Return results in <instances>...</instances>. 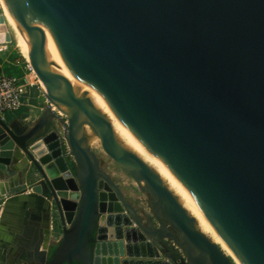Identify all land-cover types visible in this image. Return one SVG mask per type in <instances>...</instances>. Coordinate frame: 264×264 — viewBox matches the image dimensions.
Here are the masks:
<instances>
[{"label":"water","instance_id":"95a60500","mask_svg":"<svg viewBox=\"0 0 264 264\" xmlns=\"http://www.w3.org/2000/svg\"><path fill=\"white\" fill-rule=\"evenodd\" d=\"M0 2L47 101L67 116L66 147L50 129L53 114L22 130L0 119V264H233L132 154L144 149L241 264H264V0ZM2 22L0 43L9 44ZM82 128L151 197L152 215L142 218L101 170ZM40 141L44 161L32 150ZM30 168L40 180L27 193ZM101 181L113 196L106 212ZM114 214L129 224L100 241V222ZM129 231L150 257L128 255Z\"/></svg>","mask_w":264,"mask_h":264},{"label":"bare ground","instance_id":"6f19581e","mask_svg":"<svg viewBox=\"0 0 264 264\" xmlns=\"http://www.w3.org/2000/svg\"><path fill=\"white\" fill-rule=\"evenodd\" d=\"M2 14L5 18L7 26L10 30V34L13 36L14 40L17 42L18 47V37H19V29L15 26L13 21L9 18L6 11L3 9ZM1 34V33H0ZM19 50L21 51L20 47ZM22 53V51H21ZM24 56V54L22 53ZM25 57V56H24ZM26 59V58H25ZM32 68V67H31ZM41 85V84H40ZM42 88V87H41ZM43 91V90H42ZM57 109L61 113H66L65 111L59 109L58 107H53L52 111ZM65 115V114H64ZM82 132L85 137L84 147L92 150L100 152V141L99 138L93 133V131L82 128ZM53 139H47L49 145L53 143ZM42 142H37L32 150L35 153L36 157L44 161L47 156L42 148ZM132 153V152H131ZM137 158H139L145 165L151 169L161 180L163 185L169 190V192L173 195L176 201L183 207L186 211L187 215L194 220L195 228L197 231L201 232L209 241L214 243L221 251L227 256L233 264H241L237 256L233 253L227 243L224 241L222 236L217 232L215 227L211 224V222L207 219L201 208L197 205V203L193 200L190 194L186 191V189L168 172V170L162 165V163L149 151V150H140L137 153H132ZM20 154H16L15 161L13 164L14 168H20L24 163V160L20 158ZM143 182L141 186L143 187ZM108 197H112L111 191L104 184V182H99V202H100V210L107 211L110 208V205L106 203ZM113 206L118 209V204L116 202L113 203ZM124 224H129V221L125 214H114L113 216H105L104 221L100 222V228L98 230V238L100 241L107 239H115L121 237L120 226ZM107 227H112L108 230ZM128 244H127V253L131 257H142V256H151L150 248L143 244L138 243L136 239L133 237L131 231L127 233ZM99 251H102V248H99ZM98 251V252H99ZM102 252H99V254ZM101 258H105L106 256L100 255ZM106 260H110L107 256ZM134 264H143L139 262H135ZM165 264V263H161Z\"/></svg>","mask_w":264,"mask_h":264},{"label":"rangeland","instance_id":"374dc122","mask_svg":"<svg viewBox=\"0 0 264 264\" xmlns=\"http://www.w3.org/2000/svg\"><path fill=\"white\" fill-rule=\"evenodd\" d=\"M3 20V25L5 27V33L8 35L10 43H0V65H2L3 61L6 57L11 54V57H16L20 59L19 67H13L12 65L8 64V68L5 66L2 67L3 71L16 73L27 83L28 91L30 93L29 101L27 105L22 108L20 111L16 113H8L4 117L6 122H12L14 125L18 126L21 125L23 129H28L36 123V121L43 115V114H53L56 116L52 120V124L50 129L55 131L59 136L62 146L66 147L64 141V129L62 125V121L65 123L67 120V116L64 113L59 112L57 109L52 111L53 105L47 101L44 92L42 91L41 85L31 68L29 62L25 59L22 55L21 51L19 50L17 42L14 40L13 36L10 34V30L7 26L5 18L0 11V21ZM4 35L3 33L0 34V37ZM5 65V64H4ZM51 109V111L49 110ZM101 148V147H100ZM67 152V148H65ZM92 151V150H91ZM95 153L97 159L99 160L101 170L107 174L112 181L120 188L123 196L133 207L138 210H141V216L143 218L142 213L152 215V211L150 209L149 202L151 201V197L142 191L137 184L130 178L128 175L122 171L103 151L100 149L98 151H92ZM108 202V201H107ZM109 203H113L109 201ZM126 227H122L125 229ZM123 258V257H119ZM125 259V257H124Z\"/></svg>","mask_w":264,"mask_h":264},{"label":"built area","instance_id":"2783aa9c","mask_svg":"<svg viewBox=\"0 0 264 264\" xmlns=\"http://www.w3.org/2000/svg\"><path fill=\"white\" fill-rule=\"evenodd\" d=\"M3 8L0 2V11ZM30 93L27 83L22 77L5 73L0 65V119L8 113H16L29 101Z\"/></svg>","mask_w":264,"mask_h":264},{"label":"crops","instance_id":"0c3cea01","mask_svg":"<svg viewBox=\"0 0 264 264\" xmlns=\"http://www.w3.org/2000/svg\"><path fill=\"white\" fill-rule=\"evenodd\" d=\"M2 63H3L2 64V67L5 66L6 68H8V64L12 65L13 67H19V65H20V59H18L16 57H11V54H9ZM5 73H7L9 75L19 76L16 73H11V72H5ZM15 127L18 130H22L23 129V127L21 125H18V126L15 125ZM27 171L29 173L31 171L33 174L27 173V175L22 176L21 183H22L24 189L27 191V193H31V187L33 185H35L40 180V178L36 175V173L34 171H32L31 168L29 170H27ZM0 179H2V178H0ZM24 220H26V222H27L26 225L27 226H29V225L34 226V225L37 224L36 221H34L31 218H24ZM59 237H60L59 232L58 233L57 232L52 233L49 246L55 245L57 243V241L59 240ZM45 254H47V252ZM43 259H44V256L43 257H38V258H36L35 256H32L30 259L23 258V260L19 264H43ZM162 259H164V258L162 257ZM12 262H13V260H11L10 263H12Z\"/></svg>","mask_w":264,"mask_h":264}]
</instances>
